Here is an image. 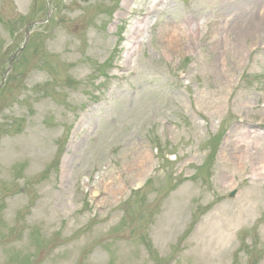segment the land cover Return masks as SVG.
<instances>
[{"label": "rangeland", "instance_id": "rangeland-1", "mask_svg": "<svg viewBox=\"0 0 264 264\" xmlns=\"http://www.w3.org/2000/svg\"><path fill=\"white\" fill-rule=\"evenodd\" d=\"M2 80L0 264H264V0H0Z\"/></svg>", "mask_w": 264, "mask_h": 264}, {"label": "water", "instance_id": "water-1", "mask_svg": "<svg viewBox=\"0 0 264 264\" xmlns=\"http://www.w3.org/2000/svg\"><path fill=\"white\" fill-rule=\"evenodd\" d=\"M30 27H31V25L27 28V31H26L27 38H28V35H29V28H30ZM22 49H23V47H22L17 53H19ZM231 195H233V194H231Z\"/></svg>", "mask_w": 264, "mask_h": 264}]
</instances>
